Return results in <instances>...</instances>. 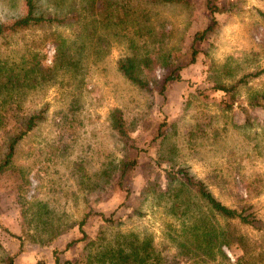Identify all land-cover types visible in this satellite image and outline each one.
<instances>
[{"label":"rangeland","instance_id":"obj_1","mask_svg":"<svg viewBox=\"0 0 264 264\" xmlns=\"http://www.w3.org/2000/svg\"><path fill=\"white\" fill-rule=\"evenodd\" d=\"M36 1L62 21L0 37V165L26 119L44 116L0 175V264H221L218 249L203 256L192 243L209 209L167 172L187 168L264 220V0H221L194 60L195 33L210 24L206 0ZM24 7L0 0V21ZM34 55L41 73L6 83ZM127 56L152 89L120 70ZM179 65L181 79L162 93ZM116 108L132 139L114 128ZM134 158L127 191L120 168ZM236 229L264 248V224Z\"/></svg>","mask_w":264,"mask_h":264},{"label":"trees","instance_id":"obj_2","mask_svg":"<svg viewBox=\"0 0 264 264\" xmlns=\"http://www.w3.org/2000/svg\"><path fill=\"white\" fill-rule=\"evenodd\" d=\"M220 1L221 0H206V7L210 12V24L206 28L198 30L195 33L192 42V60H194L198 54L196 44L205 40L207 33L214 29L218 24L215 15L221 9ZM24 8V13L16 19L0 21V37L8 33H15L21 29L30 28L42 22L62 21L56 17H47L43 14H39L37 12L36 0H25ZM148 61L149 60H146V63ZM39 63L40 61L37 60V55L21 59L19 62L21 68L20 71L15 72V69H13V73L9 72L7 77L8 82L6 83L16 85L24 83L26 79L31 81L34 74H40L42 71V67L38 65ZM28 65L31 66L26 69ZM119 68L125 76L135 84L142 88L152 89L151 82L140 75L138 60H136L135 57L127 56L120 59ZM182 68L183 66L181 65L176 66V68L166 76L162 83V93L165 92L169 81L181 79V76L175 73ZM3 73H6L5 69H3ZM112 115L114 119V128L120 132L123 137L132 139L123 111L120 108H116ZM43 117V111L31 114L26 119L24 128L11 138L8 152L4 161L0 165V175L11 163L20 140H22L24 136L43 119ZM137 161V158L125 160L120 168L121 174L118 178V184L121 188L126 189L127 191H129V189L126 187V180L130 176L131 171L136 167ZM167 176L170 178V181L181 180L184 186H187L190 190L194 191L197 197L203 200L206 204L211 214L209 217L201 218L200 222H194L192 224L194 226L191 229L192 243L196 251L201 250L203 256L213 257L214 250L218 249L222 257L221 264H261L262 261L264 262V248L260 251L253 248L249 242V238L244 233L238 232L236 229L237 224L250 226L254 229H262L264 220L258 216L257 212H254V205L245 203L237 207L225 204L215 196L205 181L195 178L187 168H180L176 172L168 171ZM106 220L113 222L115 219L111 216L106 218ZM84 222L85 220L82 222V225ZM73 243H75V240L70 242V245ZM225 248L230 250L239 248L242 251V254L236 256L235 260H232L225 251ZM130 262L134 263L133 260H130ZM56 263L59 264V257L56 258ZM9 264H14L13 258H10Z\"/></svg>","mask_w":264,"mask_h":264}]
</instances>
